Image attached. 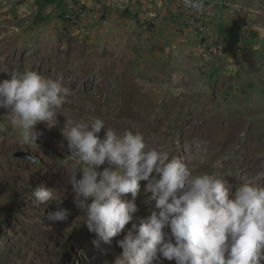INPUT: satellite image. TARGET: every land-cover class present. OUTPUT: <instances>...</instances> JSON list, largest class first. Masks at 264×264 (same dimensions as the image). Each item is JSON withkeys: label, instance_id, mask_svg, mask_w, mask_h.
Returning <instances> with one entry per match:
<instances>
[{"label": "rangeland", "instance_id": "rangeland-1", "mask_svg": "<svg viewBox=\"0 0 264 264\" xmlns=\"http://www.w3.org/2000/svg\"><path fill=\"white\" fill-rule=\"evenodd\" d=\"M209 1L212 5L205 12L188 17L178 0H115L105 15L92 10L107 18L91 30V14L80 26L58 16L68 15L69 0H0V81L10 79L11 73L36 71L55 79L66 72L69 78L83 75L84 94L111 100L122 79L143 84L157 110L180 100L184 120L174 128L172 120L162 118L156 132L134 123L121 130L158 137L168 153L187 162L195 150L192 141L180 135L205 131L204 121L212 120L216 130L222 125L220 134L234 145L225 147L228 156L223 155L225 139L216 150L205 146L207 159L197 173L225 176L231 195L244 182L264 185V168L250 162L264 159V0H225L229 2L217 5ZM82 2L75 8L85 12L90 10L84 4H98ZM195 18L190 28L184 27L183 21ZM12 119L0 109V264H114L122 253L118 241L132 223L151 215L155 201L145 195L135 199L133 221L110 245H94L99 238L89 232L85 213L74 205L66 182L76 158L54 151L42 139L39 123L35 141L25 143ZM217 161L221 168L215 167ZM104 167L107 164L100 170ZM41 186L61 194L66 190L61 205L70 210L66 220L47 224L46 214L55 211L56 204L34 203L32 192ZM139 192L144 194L141 188ZM123 199H131V194ZM163 264L175 261L164 259Z\"/></svg>", "mask_w": 264, "mask_h": 264}, {"label": "clouds", "instance_id": "clouds-1", "mask_svg": "<svg viewBox=\"0 0 264 264\" xmlns=\"http://www.w3.org/2000/svg\"><path fill=\"white\" fill-rule=\"evenodd\" d=\"M183 3L196 12L204 8L203 0ZM81 4L74 0L66 8ZM84 6L90 12L106 13ZM54 14L58 15L56 10ZM98 21L91 14L90 22ZM195 21H184V27ZM10 77L0 81V109L12 114V124L25 143L35 141L39 135L36 125H55L56 110L71 91L63 85L62 77L45 78L36 71L11 73ZM101 129L106 130L102 139L98 135ZM63 136L78 162L66 182L71 185L74 205L85 213L89 232L99 238L94 245L99 246L101 241L110 245L113 237L133 221L141 181L147 182L145 191L151 193L148 199L155 201L156 210L138 224L132 223L118 241L122 253L114 264H163L164 259L175 264H264V185L244 182L230 198L225 176L197 173L208 155L202 142L196 143L195 152L186 162L170 158L165 151L146 150L141 133L118 134L106 129L100 118L87 126L75 124L67 132L63 130ZM105 164L107 167L100 170ZM222 166L216 162L215 167ZM65 192L44 186L32 192L36 205L55 202L56 210L45 217L50 226L70 215L69 209L61 207L67 198ZM127 194L131 199H123Z\"/></svg>", "mask_w": 264, "mask_h": 264}, {"label": "bare ground", "instance_id": "bare-ground-1", "mask_svg": "<svg viewBox=\"0 0 264 264\" xmlns=\"http://www.w3.org/2000/svg\"><path fill=\"white\" fill-rule=\"evenodd\" d=\"M56 67L58 66L56 65ZM55 72L58 73V71ZM106 75L111 76V71H107ZM61 77L63 78V85L65 87H68L71 91V95L66 98L65 103L61 107L65 109L64 111L57 113V122L55 125L49 127L46 122H39V124L44 129L45 137H42V139L44 141H47V143L53 148L54 151H60L70 158L75 157L71 156V153L67 148V141L64 139L63 130L67 132L75 124H82L87 126L95 118H100L104 121L106 129H113L118 134H123L127 131L121 129L132 128L133 123L137 124L140 129L149 132H156L158 129V125L162 122V118L167 117L168 119L172 120L173 127L176 123L184 120V118H182L181 108L179 107L181 103L180 100L177 102V104H175V102L173 104V101L168 102L162 109L157 110V103L154 100V96L150 93V91L149 93L143 92V84L136 85V83L134 82H128L127 80L122 79L121 81L116 83L119 92H113L114 96L111 100L105 97H96L84 94L83 89L80 86L83 80V75H72V77L69 78L67 77L66 72H63L59 77L55 79ZM89 78H93V76ZM72 112L75 113L72 114ZM8 118L10 117L8 116ZM154 118L155 121H151V119ZM54 122L55 121H52L51 123ZM204 124L205 131H192L191 133L185 132L183 133V135H180V137L189 138L192 141L191 146L193 149L191 147L187 149L195 150V145L197 142H202L204 147L209 146L210 148H213V150H216V146H223L219 143V141L224 142L225 139L224 135L220 134L222 125L219 130H216V123L212 120L207 119L204 121ZM152 125L156 126L152 127ZM104 130L105 129H101V132L98 134L101 139L105 135ZM157 138L148 139L144 136L147 145L146 150L155 148L159 151L167 152L163 146V142L159 141ZM260 143L263 144L260 145L262 148L259 146L262 150L264 149V141ZM233 145V142H229L226 140L224 142L223 155L228 156L225 147L226 149H230ZM249 146L252 149L255 148L253 144H249ZM245 151L247 153L251 152L248 148H245ZM247 153L246 155H248ZM169 157H173L172 152L169 153ZM250 162L253 164V167L261 166V168H264V159L260 160L258 157H255L253 161ZM146 183V181L140 182V188L142 192H144V194L139 192L136 197L137 200L142 195H145V197H150L151 193L145 191ZM239 187L240 186L236 188L238 189ZM234 194H230V198H233ZM153 210L156 209L154 207H150L149 214H151Z\"/></svg>", "mask_w": 264, "mask_h": 264}, {"label": "built area", "instance_id": "built-area-1", "mask_svg": "<svg viewBox=\"0 0 264 264\" xmlns=\"http://www.w3.org/2000/svg\"><path fill=\"white\" fill-rule=\"evenodd\" d=\"M180 2V4L183 6V8L185 9V11L188 13V17L189 16H197V15H200L202 14L203 12L206 11L207 8H209L210 6V1L209 0H203V4H204V8H203V11H200V12H196L190 8H188L184 3H183V0H178ZM229 1H225V0H214V4H219V3H222V4H226L228 3ZM88 14H92L93 17H94V20H99V22L103 23L106 21V19H103V16L105 15H96L94 11L92 12H85V11H79L77 8L75 7H68V15L64 17V19L67 21V22H70L72 25H75V26H79L81 25L82 23H84L86 21V18H87V15ZM107 18V17H106ZM91 29L92 30H95V29H99L98 27V23L94 22L93 25L91 26Z\"/></svg>", "mask_w": 264, "mask_h": 264}, {"label": "crops", "instance_id": "crops-1", "mask_svg": "<svg viewBox=\"0 0 264 264\" xmlns=\"http://www.w3.org/2000/svg\"><path fill=\"white\" fill-rule=\"evenodd\" d=\"M65 1H67V0H65ZM82 1H87V2H89V4L90 3H98L95 8L106 11L107 13H108V11L106 10L107 6L109 7L112 2H115V0H108V1L107 0H90V1L89 0H76V2H82ZM102 1H105V2H102ZM128 1L130 2V0H128ZM135 1H139V0H132V2H135ZM157 2L163 4L164 0L163 1L157 0ZM210 5H212V4H210Z\"/></svg>", "mask_w": 264, "mask_h": 264}, {"label": "trees", "instance_id": "trees-1", "mask_svg": "<svg viewBox=\"0 0 264 264\" xmlns=\"http://www.w3.org/2000/svg\"><path fill=\"white\" fill-rule=\"evenodd\" d=\"M71 1H74V0H69V2H71ZM56 3H58L57 1L56 2H52L51 4H56Z\"/></svg>", "mask_w": 264, "mask_h": 264}]
</instances>
